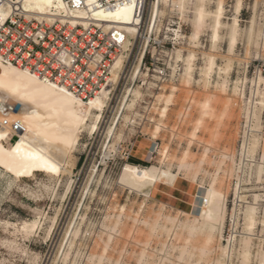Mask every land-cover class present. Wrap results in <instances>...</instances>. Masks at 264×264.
Wrapping results in <instances>:
<instances>
[{
    "label": "rangeland",
    "instance_id": "1",
    "mask_svg": "<svg viewBox=\"0 0 264 264\" xmlns=\"http://www.w3.org/2000/svg\"><path fill=\"white\" fill-rule=\"evenodd\" d=\"M236 1L186 0L183 11L159 5L147 38L148 51L154 41L161 45L158 61L148 69L138 64L136 43L109 84L97 129L91 132L90 118L60 179L45 173L15 179L0 169V264H241L244 240L250 242L246 264H260L264 83L257 79L264 77V0H240L239 13ZM218 3L223 13L214 42L211 12ZM199 7L208 15L193 42ZM125 164L167 175L134 188L121 182ZM198 187L225 196L221 234L187 232ZM250 208L255 222L248 231ZM25 223L32 228L22 230Z\"/></svg>",
    "mask_w": 264,
    "mask_h": 264
},
{
    "label": "bare ground",
    "instance_id": "2",
    "mask_svg": "<svg viewBox=\"0 0 264 264\" xmlns=\"http://www.w3.org/2000/svg\"><path fill=\"white\" fill-rule=\"evenodd\" d=\"M84 1L85 7L82 9L68 8L63 0H17L14 5L24 13L31 14L37 19H45L47 22L68 21L80 26L95 22L100 24L104 30L117 29L125 34V47L132 46L138 37L142 36L139 28L143 19L134 15L137 10L135 0L111 9L94 8L93 0ZM185 1L156 0L147 4L145 23L147 20L148 33L153 30L156 18L160 13V4H164L168 8L176 7L183 11ZM240 7V0H237L235 13H239ZM11 8V2H6V7L0 8L1 23ZM168 10L171 12L172 9ZM206 13L208 12L204 11L202 7L193 12L194 32L190 36V40L193 42L198 39L204 25V17L208 15ZM211 13L214 21L212 39L215 42L223 13L221 4L218 3L215 11ZM236 27L237 24L233 23L228 46L230 54L235 47ZM191 58L189 56L186 60L190 61ZM214 64L213 59L208 62L207 74ZM122 65L123 57L117 58L114 61L108 84L102 87L87 103L76 100L70 94L36 79L23 70L13 66L0 65V120H6L9 123L15 122L23 129V132L17 134V139L8 142L12 135L11 131L8 128H0V169L15 179L30 178L35 173H45L58 178L62 176L61 174L66 172L73 159V152L77 147L79 137L90 118L94 119L91 124V132L93 133L97 129V122L109 99V84L116 82ZM134 74L135 76L139 74V65ZM257 82L264 83V77L258 78ZM262 104H264V100ZM195 131L196 128L186 135V139L192 140L196 136ZM150 156L148 153L145 159L149 160ZM71 164L73 165L74 162ZM161 175H167V171L157 170L153 166L138 168L125 164L122 169L121 182L134 188H144L155 183ZM174 177L175 175L170 174L169 178L172 181ZM190 214L193 220L190 225H186L189 235L198 230H206L211 234L218 229L220 233L226 217L225 196L211 188L198 187ZM245 222L246 229L250 231L255 222L254 208H250L247 212ZM27 227L30 226L25 223L22 230ZM242 243L240 249L242 261L240 263L246 264L250 242L244 240ZM224 251L222 250L223 253ZM212 264L219 263L212 262ZM260 264H264V254L261 256Z\"/></svg>",
    "mask_w": 264,
    "mask_h": 264
},
{
    "label": "built area",
    "instance_id": "3",
    "mask_svg": "<svg viewBox=\"0 0 264 264\" xmlns=\"http://www.w3.org/2000/svg\"><path fill=\"white\" fill-rule=\"evenodd\" d=\"M63 1L68 8L85 7L84 0ZM93 1L94 8L111 9L132 0ZM155 1L135 0L137 10L134 15L143 19L139 28L142 36L132 46L125 47V34L117 29L104 30L95 22H89L86 26L59 20L47 22L18 9L14 5L17 0H0V8L6 7V2L12 4L7 17L0 22V65L23 70L76 100L87 103L108 84L114 61L123 57V64H126L137 42L140 44L135 61L147 65V69L148 65L153 66L158 61L155 52L161 45L154 41L151 51H148L147 20L145 23V7L148 2ZM0 128L11 131L8 142H13L18 138L17 134L23 132L17 123L6 120H0Z\"/></svg>",
    "mask_w": 264,
    "mask_h": 264
},
{
    "label": "trees",
    "instance_id": "4",
    "mask_svg": "<svg viewBox=\"0 0 264 264\" xmlns=\"http://www.w3.org/2000/svg\"><path fill=\"white\" fill-rule=\"evenodd\" d=\"M132 161V163H137L138 164V161L137 160H135V159H131Z\"/></svg>",
    "mask_w": 264,
    "mask_h": 264
},
{
    "label": "crops",
    "instance_id": "5",
    "mask_svg": "<svg viewBox=\"0 0 264 264\" xmlns=\"http://www.w3.org/2000/svg\"><path fill=\"white\" fill-rule=\"evenodd\" d=\"M138 160V159H137Z\"/></svg>",
    "mask_w": 264,
    "mask_h": 264
}]
</instances>
